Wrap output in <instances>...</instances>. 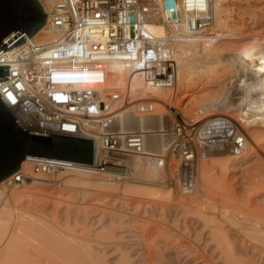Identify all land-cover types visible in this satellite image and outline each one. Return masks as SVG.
<instances>
[{
	"label": "bare ground",
	"instance_id": "obj_1",
	"mask_svg": "<svg viewBox=\"0 0 264 264\" xmlns=\"http://www.w3.org/2000/svg\"><path fill=\"white\" fill-rule=\"evenodd\" d=\"M50 1L39 0L43 6ZM174 1V17L161 9L141 17L134 47L126 41L128 28L112 39L103 60L106 79L97 85L107 104L102 118L111 127L151 132L146 150L163 151L167 140L153 131L167 126L161 101L173 88L153 84L144 70L153 60L147 64L143 50L149 44L162 56L171 54L174 91L187 88L181 98L190 97L183 103L199 115L194 120L225 116L247 129L241 153L210 156L199 164L203 186L218 188L223 203L210 202L206 190L195 199L198 186L190 195H178L176 187L163 183L161 170L141 157L131 164L138 178L81 168L61 179L32 174L26 187L17 189L8 188L9 177L0 183V264H264V213H246L264 205V0H206V27L189 25V15L180 10L186 0ZM197 5L189 0V9ZM146 98L156 99L152 111L142 108ZM213 158L229 164L226 171L209 170ZM32 165L29 156L21 168ZM84 180L104 188L80 185ZM13 201H27L31 208ZM126 237L139 242L137 257L123 243ZM111 249L112 256L106 252Z\"/></svg>",
	"mask_w": 264,
	"mask_h": 264
},
{
	"label": "built area",
	"instance_id": "obj_2",
	"mask_svg": "<svg viewBox=\"0 0 264 264\" xmlns=\"http://www.w3.org/2000/svg\"><path fill=\"white\" fill-rule=\"evenodd\" d=\"M165 2L51 0L45 6L41 4L47 15L42 28L23 44L2 53L0 66H8L9 75L7 80L0 81V97L23 128L88 139L94 145L93 165L30 156L35 175L54 178L85 168L90 172L111 170L124 179L138 178L131 164L134 157H141L161 170L163 183L190 195L199 183L201 160L246 149L248 135L236 120L214 116L196 121L175 107L176 60L171 54L162 56L159 48L149 44L143 53L147 64L150 59L153 64L144 70L150 71L153 84L173 88L171 96L161 101L168 110L161 115L167 126L153 131L166 138L165 149L146 150L151 132L122 130L103 121L102 110L107 109V104L97 85L106 79L103 60L112 47V39L128 28L126 41L134 47L138 36H132V31H136L142 16L158 14L159 9L175 10L167 8ZM194 2L198 5L193 9H189V0L180 4L182 15H189L192 27H206V16L202 15L206 12V0ZM199 4H204L203 8ZM130 14L135 15L134 23ZM154 100L143 99L142 108L152 111ZM31 176L20 168L10 176L8 184L21 187Z\"/></svg>",
	"mask_w": 264,
	"mask_h": 264
},
{
	"label": "water",
	"instance_id": "obj_3",
	"mask_svg": "<svg viewBox=\"0 0 264 264\" xmlns=\"http://www.w3.org/2000/svg\"><path fill=\"white\" fill-rule=\"evenodd\" d=\"M165 5L174 8L175 1L166 0ZM168 12L172 17L178 15L175 10ZM130 17L134 23L135 15ZM46 19L39 0H0V56L35 35ZM7 75L8 66H0V81L7 80ZM28 156L93 165L94 145L88 139L24 129L0 97V183L20 170Z\"/></svg>",
	"mask_w": 264,
	"mask_h": 264
},
{
	"label": "rangeland",
	"instance_id": "obj_4",
	"mask_svg": "<svg viewBox=\"0 0 264 264\" xmlns=\"http://www.w3.org/2000/svg\"><path fill=\"white\" fill-rule=\"evenodd\" d=\"M187 89V88H186ZM184 90V89H182V88H179L178 89V92H177V96H176V108H179V109H181L188 117H190V118H192V117H195V118H197V119H200V118H198L199 117V115L197 116V114H195V113H193V109L190 107V106H187V105H184V103H183V101L184 102H187L188 100H189V98H187L186 99V101H185V99H183V98H181V97H183L184 95H185V91H187V90ZM182 92V93H181ZM184 93V94H183ZM178 101V102H177ZM234 118V117H233ZM235 119H238V118H236L235 117ZM239 120V119H238ZM169 123V122H168ZM244 130L246 131L247 129H245L244 128ZM248 135V134H247ZM263 136V134L262 133H260V137H262ZM249 137V136H248ZM222 158V157H221ZM226 158V157H225ZM225 158L223 157V159L225 160ZM216 159H218L219 160V158H216ZM215 159V160H216ZM212 159H210L209 160V162L208 163H211L209 166H211V167H208V169L210 170V168H212V170H214V171H216V169H217V171L216 172H218V170L222 167L223 168V170L224 171H226V168H227V166H229V164L227 165V163L226 162H223L222 161V159L221 160H219V162H215V160H214V158H213V161L212 162H210ZM226 160H228L227 158H226ZM225 160V161H226ZM222 161V162H221ZM214 165H213V164ZM224 164H226V165H224ZM208 165V164H207ZM216 168H215V167ZM32 167H33V165H32ZM30 168V169H28L27 171H29L31 174H34L33 173V168ZM214 167V168H213ZM68 173H70V172H68ZM100 172H97L96 174H99ZM102 174V173H101ZM65 175H67V173L65 174ZM65 175H60V176H55L54 178H58V179H61V178H64V176ZM43 176V175H42ZM62 176V177H61ZM56 178V179H57ZM112 178V177H111ZM202 182V176H200L199 175V183H198V187H199V189H200V191H197V195H196V198L195 199H197V200H200V198L203 196V191H207V192H210L209 194H211L210 195V197L209 198H211V196H213L211 199H209L210 200V202L212 201V199H213V201H217L219 204H221V203H223L222 202V196L224 195L225 196V194H223V193H219V192H221L220 190H218V188L216 189V188H214L213 186L211 187V189H205V187L203 186V182ZM79 183H80V185H83V186H89V187H92L93 185V188H96V187H103L104 185H101V184H99V183H93L92 181H87V180H84V181H79ZM128 184V183H127ZM130 184V183H129ZM166 186V185H165ZM171 186V185H170ZM9 187H11V186H9L8 185V188ZM24 187H26V184H24V185H22L21 187H19L20 189H23ZM116 187H117V185H116ZM115 187V188H116ZM172 187V186H171ZM170 187V188H171ZM18 187H17V189H19ZM104 188V187H103ZM114 188V187H113ZM118 188V187H117ZM117 188H116V190H117ZM53 188L52 187H49V193L48 194H52V195H54L55 193L53 192L54 191V189L52 190ZM176 189H178L177 187H176ZM213 189V191H211ZM178 195H185V194H183L179 189H178ZM223 194V195H222ZM51 195V196H52ZM217 195V196H216ZM106 196H107V199H108V196L110 197V195H107L106 194ZM186 196V195H185ZM185 196H183L184 198H185ZM215 198V199H214ZM186 199L187 200H191L190 198H187L186 197ZM12 200H14V198L12 199ZM172 200V199H171ZM221 200V201H220ZM26 202L27 201H23V202H18V201H13L12 202V204H14V206L16 205L17 207H22L23 205V207L22 208H24V207H26V208H28V207H30V204L27 202V205H26ZM172 202V201H171ZM5 203H3V205H4ZM32 204V203H31ZM207 204H209V202L207 203ZM32 207H33V205H32ZM25 208V209H26ZM31 208V207H30ZM208 209H210V207L208 208ZM254 210H250V212L251 211H253L252 213H250L249 211L248 212H246V213H248L249 215L251 214V215H253L254 216V214H256V213H259V212H261V213H264V205L263 204H260L259 206L258 205H256V207L255 208H253ZM255 212V213H254ZM250 215V216H251ZM80 225V227H82V224H79ZM78 225V226H79ZM172 225V224H171ZM174 225V224H173ZM80 227H78V228H80ZM93 229V228H92ZM129 239V237H126L125 238V240H124V242L123 243H126V245L128 246V247H130V251L132 252V253H134V254H136V256L135 257H137L138 256V254H140V252H139V249L141 248V246L138 244L139 242L138 241H135V240H133L134 238L133 237H130V240H128ZM118 244V242H114V243H110V247H113V246H116ZM107 245V244H106ZM110 249V248H109ZM106 252H108V254L110 255V256H112V255H114V250H106ZM110 260H113V258H110ZM138 260V259H137Z\"/></svg>",
	"mask_w": 264,
	"mask_h": 264
}]
</instances>
